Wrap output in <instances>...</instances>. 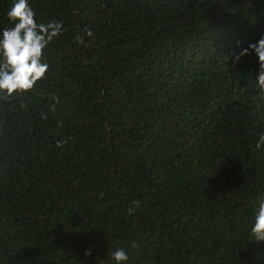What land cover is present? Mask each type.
Wrapping results in <instances>:
<instances>
[{"label":"trees","instance_id":"trees-1","mask_svg":"<svg viewBox=\"0 0 264 264\" xmlns=\"http://www.w3.org/2000/svg\"><path fill=\"white\" fill-rule=\"evenodd\" d=\"M31 3L62 32L0 98V264H264V0Z\"/></svg>","mask_w":264,"mask_h":264},{"label":"clouds","instance_id":"clouds-1","mask_svg":"<svg viewBox=\"0 0 264 264\" xmlns=\"http://www.w3.org/2000/svg\"><path fill=\"white\" fill-rule=\"evenodd\" d=\"M8 26L0 27V98H10L30 90L48 70L44 51L62 32V23L42 21L32 7L31 0H11L4 12ZM242 41H237L239 46ZM254 52L258 70L254 76L256 88L264 93V35L234 54V62ZM257 150H264V132L255 141ZM134 209H129L132 212ZM250 236L257 242L264 241V198L254 205ZM87 254V251H86ZM111 264H129L130 252L116 246L108 253Z\"/></svg>","mask_w":264,"mask_h":264}]
</instances>
